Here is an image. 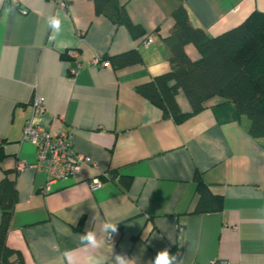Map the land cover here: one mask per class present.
<instances>
[{
  "label": "crops",
  "instance_id": "0c3cea01",
  "mask_svg": "<svg viewBox=\"0 0 264 264\" xmlns=\"http://www.w3.org/2000/svg\"><path fill=\"white\" fill-rule=\"evenodd\" d=\"M59 1L0 0V178L8 171L15 184L6 244L20 254L19 264H85L89 256L115 264L120 252L129 264H150L164 248L178 264H264V136L252 137L249 118L219 97L175 123L134 89L169 69L164 37L178 5L192 25L215 36L264 12V0H119L144 30L136 38L95 14L91 0ZM129 49L140 52V63H90ZM184 50L199 57L192 44ZM35 94L46 107L41 124L71 129L73 150L92 161L47 191L46 172L33 166L36 148L21 140ZM176 101L190 110L182 92ZM110 170L129 177L128 185L104 175ZM196 173L221 198L219 210L194 211ZM96 176L102 183L92 190ZM106 220L118 224L111 240L101 231ZM86 230L97 233L101 248L79 243Z\"/></svg>",
  "mask_w": 264,
  "mask_h": 264
},
{
  "label": "trees",
  "instance_id": "16d2710c",
  "mask_svg": "<svg viewBox=\"0 0 264 264\" xmlns=\"http://www.w3.org/2000/svg\"><path fill=\"white\" fill-rule=\"evenodd\" d=\"M97 15H104L114 24L124 25L132 37L144 33L143 28L131 21L119 0H91ZM173 25L164 42L170 50L169 69L149 80L135 85V91L157 106L163 118L180 123L199 112L205 102L219 97L232 102L237 113L250 120L248 132L252 137L264 136V12L254 10L241 23L215 36L189 20L187 9L178 5L172 12ZM192 44L199 53L191 59L184 50ZM113 68L141 62L137 49L103 56ZM182 92L190 110L181 111L176 95ZM1 159V153H0ZM110 179L126 187L129 177L110 170ZM198 200L195 212L221 208V198L213 195L201 176L194 175ZM16 201L13 178L5 171L0 178V264H19L21 256L6 244V235Z\"/></svg>",
  "mask_w": 264,
  "mask_h": 264
},
{
  "label": "built area",
  "instance_id": "2783aa9c",
  "mask_svg": "<svg viewBox=\"0 0 264 264\" xmlns=\"http://www.w3.org/2000/svg\"><path fill=\"white\" fill-rule=\"evenodd\" d=\"M59 3L65 6L64 1L60 0ZM148 42L149 38L143 40L144 45ZM68 55L76 59L78 51L70 49ZM90 63L102 66L108 65L107 60L99 57H94ZM81 66L82 63L79 60L76 61V65L70 69L69 74L74 76ZM30 104L31 110L25 118L21 140L32 144L36 148V162L33 166L46 172L47 182L43 186V190L47 191L48 184L51 181L73 176L82 165L92 164V161L89 156L76 153L73 150V131L71 129L51 130L41 124L39 118L46 112L43 96L35 94ZM24 166L23 162L17 163L18 169ZM104 175L108 176L107 173ZM101 183L102 179L96 176L89 181V186L92 190H95ZM182 229V226H178V231H182ZM111 238L112 236L108 240H111ZM209 264H215V262L211 261Z\"/></svg>",
  "mask_w": 264,
  "mask_h": 264
},
{
  "label": "clouds",
  "instance_id": "9594fccd",
  "mask_svg": "<svg viewBox=\"0 0 264 264\" xmlns=\"http://www.w3.org/2000/svg\"><path fill=\"white\" fill-rule=\"evenodd\" d=\"M60 21L57 18H53L51 21V26L54 29H59ZM102 233L109 239L113 234L118 233V224L112 222L111 220H106L101 227ZM80 239L79 243L86 247L92 249H99L102 247V241L98 238L97 233L92 230H86L83 233L78 234ZM115 264H129V257L126 253H113ZM70 259V258H69ZM85 264H104L102 258L96 256H89L86 259ZM150 264H178L176 254L170 253L168 248L159 250L155 257L150 261Z\"/></svg>",
  "mask_w": 264,
  "mask_h": 264
}]
</instances>
